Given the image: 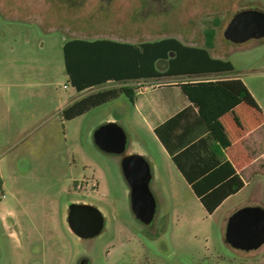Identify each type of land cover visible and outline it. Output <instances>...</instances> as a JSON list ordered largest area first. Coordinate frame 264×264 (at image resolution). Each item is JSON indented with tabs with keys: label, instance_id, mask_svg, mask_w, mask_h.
Listing matches in <instances>:
<instances>
[{
	"label": "rangeland",
	"instance_id": "rangeland-1",
	"mask_svg": "<svg viewBox=\"0 0 264 264\" xmlns=\"http://www.w3.org/2000/svg\"><path fill=\"white\" fill-rule=\"evenodd\" d=\"M76 2L0 0V264H249L250 255L264 264V244L246 252L224 241L228 209L261 206L258 192L244 190L209 215L190 190L169 188L144 225L131 211L120 155L100 151L92 138L96 127L117 118L127 130L125 151L141 154L128 120L141 122L130 110L122 117L125 96L72 120L61 116L77 94L64 69L66 40L173 36L203 46L208 28L215 30L210 52L232 63L264 108V37L240 44L223 37L236 11L264 12V0ZM74 200L101 211L104 225L93 238L70 231L66 217Z\"/></svg>",
	"mask_w": 264,
	"mask_h": 264
},
{
	"label": "trees",
	"instance_id": "trees-1",
	"mask_svg": "<svg viewBox=\"0 0 264 264\" xmlns=\"http://www.w3.org/2000/svg\"><path fill=\"white\" fill-rule=\"evenodd\" d=\"M214 34V28L204 30L203 46L189 45L173 36L139 43L109 38L90 40L74 37L66 40L62 53L68 84L78 93L97 89L64 107L61 110L62 118H75L121 94L133 101L134 90L137 88L135 83L146 80L165 82L160 81L164 77L180 79L181 90L198 108L202 118L215 121L220 115V110L224 112L239 105L241 118L245 112L246 121L239 122L244 133L264 125L262 109L240 79H203L212 74L233 71L230 61L211 56ZM108 83L119 85L99 88ZM213 132L215 139L227 150L242 138V135ZM173 161L191 184L203 209L209 215L227 196L242 186L236 169L228 163V179L209 191H202L179 162L178 157H173ZM248 162L246 160L244 163Z\"/></svg>",
	"mask_w": 264,
	"mask_h": 264
},
{
	"label": "crops",
	"instance_id": "crops-1",
	"mask_svg": "<svg viewBox=\"0 0 264 264\" xmlns=\"http://www.w3.org/2000/svg\"><path fill=\"white\" fill-rule=\"evenodd\" d=\"M97 38L107 37L84 39ZM210 54L212 57L220 58L211 52ZM230 78L241 80L264 113V108L256 99L247 79L242 74L232 71L203 77L204 80ZM180 82V79H168L165 82L139 81L135 83L137 88L134 90L133 101H129L125 97L126 100H123L121 106L122 117H124L125 111L130 110L141 122L134 124L132 120H128V125L135 127L133 132L136 137H143L142 140L140 137L136 138L135 143L139 147V153L149 163L151 170L149 187H151L155 199L158 203L166 201L165 191H168L169 188L175 190L176 187L190 190L198 199L191 184L173 161V157H178L179 162L195 179L200 190L205 192L228 179V163L236 169L242 186L235 193L227 196L217 208L244 190H249L253 194L258 192L260 195L258 202L264 208V202L261 201L264 198V125L244 133L239 122L246 121L245 112L241 118L238 111L239 105L224 112L220 110V115L215 121L202 118L198 108L181 90ZM80 93L77 92L75 97L66 102L63 108L81 97ZM243 110L245 111V109ZM109 120L120 125L117 118ZM137 125L144 131H139ZM125 131L127 133V130ZM213 131L242 135V138L232 144L230 150H227L215 139ZM72 160L75 163V159ZM246 160L249 162L245 164ZM74 182L76 183V181ZM240 205L231 206L228 212L232 213L235 208L241 207ZM248 262L254 264L251 255Z\"/></svg>",
	"mask_w": 264,
	"mask_h": 264
},
{
	"label": "water",
	"instance_id": "water-1",
	"mask_svg": "<svg viewBox=\"0 0 264 264\" xmlns=\"http://www.w3.org/2000/svg\"><path fill=\"white\" fill-rule=\"evenodd\" d=\"M223 37L235 44L264 37V12L259 9L236 11L223 30ZM95 146L102 152L120 155L122 174L130 188V206L134 217L148 225L156 212V200L149 183L151 170L143 155L125 151L127 135L115 121L102 123L92 133ZM72 233L81 239L98 235L104 225L101 211L88 203L71 202L66 217ZM224 241L234 249L252 251L264 244V208L244 205L227 218Z\"/></svg>",
	"mask_w": 264,
	"mask_h": 264
},
{
	"label": "flooded vegetation",
	"instance_id": "flooded-vegetation-1",
	"mask_svg": "<svg viewBox=\"0 0 264 264\" xmlns=\"http://www.w3.org/2000/svg\"><path fill=\"white\" fill-rule=\"evenodd\" d=\"M76 1H77L76 3H79L80 0H76ZM79 4H80V3H79ZM79 203H81V202H79Z\"/></svg>",
	"mask_w": 264,
	"mask_h": 264
},
{
	"label": "built area",
	"instance_id": "built-area-1",
	"mask_svg": "<svg viewBox=\"0 0 264 264\" xmlns=\"http://www.w3.org/2000/svg\"><path fill=\"white\" fill-rule=\"evenodd\" d=\"M77 187H81V186H79L78 184L76 185Z\"/></svg>",
	"mask_w": 264,
	"mask_h": 264
}]
</instances>
